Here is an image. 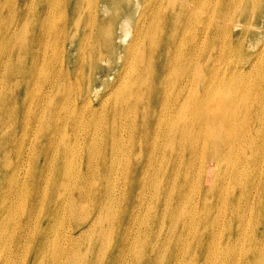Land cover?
Segmentation results:
<instances>
[{"label":"bare ground","instance_id":"bare-ground-1","mask_svg":"<svg viewBox=\"0 0 264 264\" xmlns=\"http://www.w3.org/2000/svg\"><path fill=\"white\" fill-rule=\"evenodd\" d=\"M95 2L80 1L44 78L49 94L87 83L42 109L47 145L24 126L0 158V264H264V0H110L105 38L106 19L86 18ZM99 61L118 66L113 86L98 87ZM69 103L81 111L65 121L79 129L76 164L65 145L35 166Z\"/></svg>","mask_w":264,"mask_h":264},{"label":"rangeland","instance_id":"rangeland-1","mask_svg":"<svg viewBox=\"0 0 264 264\" xmlns=\"http://www.w3.org/2000/svg\"><path fill=\"white\" fill-rule=\"evenodd\" d=\"M81 0H0V90L2 85L4 86V95L0 92V158L2 156H12L14 150L20 148L21 141L17 136L14 137L16 130H20L21 127L28 126L33 130V134L37 140L41 138L48 144V135L40 129L37 123V118L41 113L42 118L47 115V110H42L46 107H50L57 104H63L68 100H71L75 95H78L79 89L87 83L84 78L78 87H74L72 91H68V85L66 82L73 81L74 76L70 77V80H61L62 87L60 93L49 94L48 86L44 84V78L49 77L52 74L51 60L55 53L61 55L63 42L68 40V32L73 31L74 20L73 14L79 9ZM94 5L97 7L98 12L93 18H86L90 22H94L96 17H104L106 19L104 25H99V19L95 23L96 30L100 36L106 37V32L111 27L110 21L115 17V14L110 10L112 4L110 0H95ZM52 12V13H51ZM100 12V16H99ZM114 12V11H113ZM68 19H72V25L70 28H64V24ZM133 21H130L131 25ZM134 25V23H133ZM64 28V29H63ZM88 31L89 28L87 27ZM129 30V29H128ZM85 31V32H87ZM124 34L121 32V36ZM128 36V37H127ZM127 38H130L128 31ZM158 38L156 37V40ZM101 38L100 46L103 43ZM75 41L71 38L64 54L63 64L69 70H72L76 64L75 59ZM46 46V47H45ZM97 46V47H98ZM82 51V54H86L89 60L92 57L95 49ZM41 50V52H38ZM46 51V52H45ZM104 54L107 51L103 50ZM34 55L37 58V88H36V103L33 102V95L30 90L33 87V73H34ZM96 64V75L98 80H102L98 84V87H111L116 83L118 78H113L118 66L112 67L111 70L107 63L99 61ZM42 67V69H41ZM41 69V70H40ZM109 71L108 73L106 72ZM90 69L87 74L90 73ZM120 72V69L118 73ZM154 79L156 74L152 73ZM126 77L119 78L121 81H125ZM135 89L133 88V92ZM144 92V90H142ZM216 97L212 96V102ZM34 103V104H33ZM156 103V102H155ZM69 110H60V130L55 134L54 145L51 148L46 146V150L39 159L36 158L35 166L43 163L42 159L47 163L51 162L50 166L55 161L54 150L57 146L60 149H64L65 145L71 147L74 151L73 157L65 158L66 167L76 164L77 158L74 159L75 153H79L80 147L73 142L75 136L79 132V129H74L68 121L73 115H81L80 110L72 108L71 103L66 106ZM146 115L149 118L153 117V110H147ZM32 118L30 122L27 119ZM34 120V123H33ZM33 123V124H32ZM38 126V127H37ZM83 131L80 130V133ZM126 132V131H125ZM124 133V132H122ZM66 135L68 137L66 139ZM101 135V133H100ZM104 131L102 135L98 137V142L101 143ZM71 139V140H70ZM60 141V142H59ZM39 141H36L37 148H35L36 154H39L40 147ZM2 166L0 167V178L2 175ZM8 180V179H7ZM7 180L5 183L7 184ZM44 185V184H43ZM46 209V205L44 210ZM47 213V212H46ZM68 222L64 220L60 223V228L66 226ZM24 264H28L27 261H23ZM38 264H42L39 262Z\"/></svg>","mask_w":264,"mask_h":264}]
</instances>
